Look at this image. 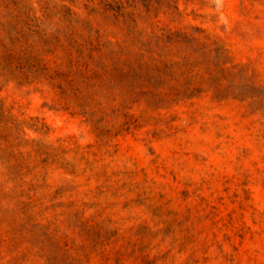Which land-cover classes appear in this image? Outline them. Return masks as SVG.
I'll use <instances>...</instances> for the list:
<instances>
[{
    "label": "rangeland",
    "instance_id": "374dc122",
    "mask_svg": "<svg viewBox=\"0 0 264 264\" xmlns=\"http://www.w3.org/2000/svg\"><path fill=\"white\" fill-rule=\"evenodd\" d=\"M0 264H264V0H0Z\"/></svg>",
    "mask_w": 264,
    "mask_h": 264
},
{
    "label": "trees",
    "instance_id": "16d2710c",
    "mask_svg": "<svg viewBox=\"0 0 264 264\" xmlns=\"http://www.w3.org/2000/svg\"><path fill=\"white\" fill-rule=\"evenodd\" d=\"M78 58L75 59V60H70L69 61V65L70 66H86V64H84V61H83V54H81V52H79Z\"/></svg>",
    "mask_w": 264,
    "mask_h": 264
}]
</instances>
